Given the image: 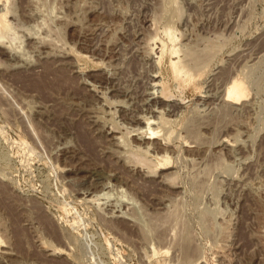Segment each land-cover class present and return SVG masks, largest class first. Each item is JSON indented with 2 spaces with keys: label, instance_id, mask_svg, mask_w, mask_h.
I'll return each instance as SVG.
<instances>
[{
  "label": "rangeland",
  "instance_id": "rangeland-1",
  "mask_svg": "<svg viewBox=\"0 0 264 264\" xmlns=\"http://www.w3.org/2000/svg\"><path fill=\"white\" fill-rule=\"evenodd\" d=\"M0 14V264H264V0Z\"/></svg>",
  "mask_w": 264,
  "mask_h": 264
},
{
  "label": "bare ground",
  "instance_id": "bare-ground-1",
  "mask_svg": "<svg viewBox=\"0 0 264 264\" xmlns=\"http://www.w3.org/2000/svg\"><path fill=\"white\" fill-rule=\"evenodd\" d=\"M4 14V13H3ZM4 15H6V13L4 14ZM4 15H2V14H0V49L2 50V48H4L3 47V43H5V41H4V38H5V35L6 34H4V33H6L7 31V28H9V27H6L7 25L5 24V19H4ZM6 17V16H5ZM5 20V21H4ZM11 28V27H10ZM9 32V31H8ZM170 41H171V43L173 42V39L172 38H170ZM161 42V41H160ZM167 45H165L164 44V42L161 44V50H160V52L161 53H163V50H164V48L166 47ZM175 47V46H174ZM174 47H173V45L172 46H169L168 48H169V54H170V56H173V55H175L176 54V51H175V49H174ZM6 51V50H5ZM170 64H171V66H172V74H173V77H174V80H178V81H181V79L183 80L184 78H186V79H190L191 78V76H190V74L188 75L187 74V72L185 73V71H184V69L182 70L181 69V67H179V63H177L176 61H171L170 62ZM181 66V65H180ZM183 67V66H182ZM184 68V67H183ZM189 71V70H188ZM237 75V74H236ZM235 75V76H236ZM233 77V79L228 83V85L226 86V89H225V93H224V98H223V100H224V103H225V105H228V106H235V105H240L241 106V104H243L244 102H246L247 101V95H248V89L246 88V84H244L243 82H242V80L237 76V77ZM176 80V81H177ZM156 81H158L157 80V76H152V80H151V82H154L155 83V86H156V83L158 84V82H156ZM163 83H161V87H162V94L164 95V96H166V93H165V88L163 89ZM159 86V85H158ZM159 99V98H158ZM154 100L155 101H153L152 102V106L153 105H156L157 106V104H159L158 102V100L157 99H155L154 98ZM161 100V99H160ZM222 100V101H223ZM135 102V101H134ZM150 105V104H149ZM152 106H150V107H152ZM154 107V106H153ZM130 117V116H129ZM135 118V117H134ZM125 119H127V118H125ZM129 120L128 121H131L132 123H137V121H135L134 119H130V118H128ZM138 120V119H137ZM95 123V122H94ZM130 123V122H129ZM138 123H141V122H139L138 121ZM137 123V124H138ZM142 124H144V125H146L145 126V128L147 129V131H148V133H147V131H145L146 133L142 136V138H141V136H140V138L142 139V143L143 144H145V145H149V144H155L156 142H157V136H158V138H159V135H157L158 134V132H156V131H154L153 129H151V126L153 125V122H151L149 119H146L145 120V122H142ZM136 125V124H135ZM144 128V127H143ZM141 132H143V130L141 131ZM109 134V133H108ZM136 137V136H135ZM138 139V138H137ZM137 141H139V140H137ZM140 143H141V141H140ZM158 143V142H157ZM157 143L155 144V145H157ZM159 149V148H158ZM161 150V149H160ZM164 158V157H163ZM169 158L168 157H166L165 158V161H167ZM166 164H168V162H165V164H161V166H165ZM163 168H161V170H162ZM168 169V168H167ZM165 170V169H164ZM174 188V187H173ZM95 200V199H94ZM61 252V251H60ZM2 253V252H1ZM4 254V253H3Z\"/></svg>",
  "mask_w": 264,
  "mask_h": 264
}]
</instances>
